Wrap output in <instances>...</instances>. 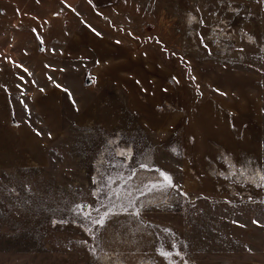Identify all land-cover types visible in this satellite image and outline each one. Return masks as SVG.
Segmentation results:
<instances>
[{"label": "rangeland", "instance_id": "374dc122", "mask_svg": "<svg viewBox=\"0 0 264 264\" xmlns=\"http://www.w3.org/2000/svg\"><path fill=\"white\" fill-rule=\"evenodd\" d=\"M0 264H264V0H0Z\"/></svg>", "mask_w": 264, "mask_h": 264}, {"label": "crops", "instance_id": "0c3cea01", "mask_svg": "<svg viewBox=\"0 0 264 264\" xmlns=\"http://www.w3.org/2000/svg\"><path fill=\"white\" fill-rule=\"evenodd\" d=\"M89 2V4L91 5V7L93 9H95L96 11L103 13L105 11H107L108 9H111L113 7H115L117 5V3L119 2V0H87ZM96 42V43H94ZM99 41H92V51L97 53L98 49H99ZM68 50L65 52V57L70 56V54H68ZM95 53L93 54V56L95 55ZM97 67L100 65L99 62H97ZM174 63V62H173ZM174 66V65H173ZM111 81L116 83L121 82V80L117 79L116 76H112L111 77ZM117 85V84H116Z\"/></svg>", "mask_w": 264, "mask_h": 264}, {"label": "water", "instance_id": "95a60500", "mask_svg": "<svg viewBox=\"0 0 264 264\" xmlns=\"http://www.w3.org/2000/svg\"><path fill=\"white\" fill-rule=\"evenodd\" d=\"M86 84H87V85H90V84H91V82L88 80ZM15 125H16V123H15Z\"/></svg>", "mask_w": 264, "mask_h": 264}, {"label": "bare ground", "instance_id": "6f19581e", "mask_svg": "<svg viewBox=\"0 0 264 264\" xmlns=\"http://www.w3.org/2000/svg\"><path fill=\"white\" fill-rule=\"evenodd\" d=\"M120 154V153H119ZM126 155V154H125ZM124 159V158H123Z\"/></svg>", "mask_w": 264, "mask_h": 264}]
</instances>
